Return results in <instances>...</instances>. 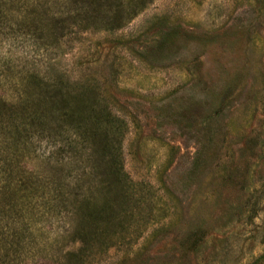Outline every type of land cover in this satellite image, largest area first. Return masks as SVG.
Masks as SVG:
<instances>
[{"label":"rangeland","instance_id":"1","mask_svg":"<svg viewBox=\"0 0 264 264\" xmlns=\"http://www.w3.org/2000/svg\"><path fill=\"white\" fill-rule=\"evenodd\" d=\"M45 1L48 15L33 19L35 39L0 40V65L8 59L15 75L49 70L90 82L126 123L131 193L123 199L115 188L123 186L104 170L82 176V162L67 159L60 168L54 143L39 134L23 138L16 156L22 200L14 207L24 216L20 245L0 253V264L260 260L264 0H83L80 15L68 1ZM110 13L119 26L106 24ZM57 187H82L92 209L110 203V223H87L83 244L72 232L80 221L74 201L24 198Z\"/></svg>","mask_w":264,"mask_h":264},{"label":"trees","instance_id":"2","mask_svg":"<svg viewBox=\"0 0 264 264\" xmlns=\"http://www.w3.org/2000/svg\"><path fill=\"white\" fill-rule=\"evenodd\" d=\"M61 1L74 6L76 15L82 14L83 0ZM48 7L45 0H0V40L17 44L20 40L35 39L34 16L40 11L48 15ZM110 14L106 24L119 26L121 19ZM11 62L6 59L0 65V253L15 252L20 245L17 225L24 216L14 211V207L22 200L18 198L16 156L23 138L25 143L31 142L39 134L47 145L54 143L53 154L60 168L67 159L82 162V176L104 170L109 181L123 186L115 187L123 199H128L131 193L122 154L126 123L114 116L104 100L96 95L94 86L90 82L55 77L49 70L15 75ZM69 188L57 187L52 193L31 192L24 198L35 203L53 199L64 203L74 201L75 215L80 221L72 232L78 242L84 244L88 236L87 223L94 222L96 227L109 224L112 206L107 202L92 209L93 203L85 198L82 187H75L74 192ZM7 205L10 210H5ZM254 264H264V256Z\"/></svg>","mask_w":264,"mask_h":264}]
</instances>
